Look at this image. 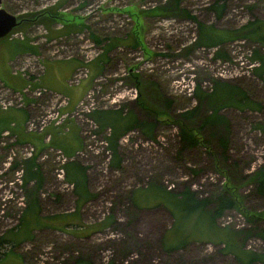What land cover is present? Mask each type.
I'll return each instance as SVG.
<instances>
[{
	"label": "rangeland",
	"instance_id": "rangeland-1",
	"mask_svg": "<svg viewBox=\"0 0 264 264\" xmlns=\"http://www.w3.org/2000/svg\"><path fill=\"white\" fill-rule=\"evenodd\" d=\"M1 6L19 23L0 38V239L18 241L1 242L0 253H7L0 256V264H238L220 243L206 240L164 249L163 236L174 220L167 208L153 203L166 199L157 186L173 193L189 188L196 198L212 200L224 193L228 182L240 207L226 209L216 219L219 226L246 228L253 215L264 213V196L246 179L264 161V131L255 128L264 123V81L254 73L258 62L252 58L255 50L264 54V44L242 37L214 46L196 44L198 22L234 31L249 21H264V0H181L175 11L171 0H1ZM159 6L163 13H153ZM19 46H32L36 52ZM70 56L80 58L83 68L67 83H78L88 68L93 79L74 111L60 121L68 97L31 83L38 81L46 60ZM20 75L30 86L17 91L12 84ZM52 76L47 70L43 79ZM214 79L237 85L257 108L219 110L228 121L224 154L217 138L210 136L211 128L201 131L207 144L179 153L176 119L197 104L195 87L210 91ZM36 88L48 93L38 95ZM142 105L153 109L145 111ZM10 107L28 110L21 129L13 130L16 112ZM109 109L153 123L151 137L139 128L121 136L118 167L110 165L104 141L110 129L100 130L89 115ZM154 109L165 114L156 120ZM207 111L202 104L195 125ZM68 119L77 123L81 138L72 158L86 167L92 194L80 205L64 177L69 158L44 132L48 126L66 130ZM29 158L36 164L38 183L37 178L23 183ZM130 197L147 206L134 205ZM64 213H73L63 223L65 229L45 225L57 223L45 217ZM105 221L109 226L101 229ZM257 224L264 226V219ZM183 232L179 224L174 235ZM201 235L204 231L198 229L192 236ZM245 247L264 252V242L256 236Z\"/></svg>",
	"mask_w": 264,
	"mask_h": 264
},
{
	"label": "trees",
	"instance_id": "trees-1",
	"mask_svg": "<svg viewBox=\"0 0 264 264\" xmlns=\"http://www.w3.org/2000/svg\"><path fill=\"white\" fill-rule=\"evenodd\" d=\"M180 1L181 0H171V10H177L179 8ZM181 11L183 12V10ZM152 12L163 13V10L162 7L159 6L154 7ZM187 16L190 15L187 14ZM233 37L247 38L264 44V21L259 19L249 21L234 31L216 30L212 26H207L198 22L197 45H219L225 40H229ZM12 48L18 49L17 46H13ZM19 49L29 51L31 53L36 52L32 46H24L22 48L19 46ZM215 55L222 56L219 51H217ZM252 58L258 62V65L254 68V73L262 81H264V54L255 50ZM96 65L98 66V63ZM194 94L197 104L191 109L181 112L176 119L179 136L177 151L182 153L186 149L193 148L204 143L207 144L201 134V131L204 128H211L212 131L209 134L211 137L217 138V144L220 146V153L224 154L227 149V137L225 132L227 131L228 121L225 116L219 112V110L224 106H234L241 109H256L257 106L244 90L239 88L237 85L222 79H214L210 91L203 90L197 85L195 87ZM202 104L206 105L208 111L204 114L200 122L195 125L194 121L196 119L197 110ZM141 108L145 109V111L153 109L147 105H142ZM153 111L155 112L153 117L156 120L159 113L165 114L163 111L155 109ZM89 115L100 130L105 128L110 129V133L104 136V141L111 153L110 165L113 167H118L120 165V157L118 155L117 147L118 141L122 135L131 129L139 128L146 136L151 137L153 123H147L145 120H139L132 112L123 113L117 109L94 110ZM255 128L260 131H264V123H257ZM211 154L215 155L214 152ZM66 157L69 158V161H67L64 165V177L67 182L73 185L76 202L80 205V203L88 201L92 196L86 186V167L72 158L73 156L66 155ZM70 158L72 159L70 160ZM24 164L23 183L26 184L34 178H37L38 183V171L35 169L36 164L34 159L29 158L25 160ZM246 176L247 181L252 184L254 191L257 194L264 196V161ZM82 187H84L83 191L81 190ZM145 188L148 187L146 186ZM233 188L234 186L226 182L224 193L221 192L210 200L209 198H196L193 191L189 188L183 189L180 193H173L165 188L157 186V189L163 192V196L166 197V199H159L153 204L163 205V207L167 208L172 214L174 220L173 225L167 230L168 233L163 236V248L168 251L180 248L189 241L206 240L210 243H220L222 245L221 250L226 253H231L238 261V264H253L255 261H261L264 263V252H255L245 247V241L250 236H256L264 242V226L257 224L258 220L261 221L264 219V213L255 215L252 214L255 217V220L251 218L252 222L249 223L246 228L235 229L228 226L222 227L216 223V219L219 218L226 209L240 207V204H237L236 195L234 193L232 194ZM227 191H229V194L226 193ZM29 193L30 195H33L35 191L31 190ZM133 193H131V197ZM131 197L130 201L134 205L147 206L143 204L140 205L141 203H135V200L131 199ZM31 200L35 206L34 215L35 217H38V208L35 196H32ZM211 204L212 206H209L207 209L206 206ZM76 212L77 210L73 211L74 214H76ZM73 213L55 214L53 216L45 217L46 219L57 220V223H47L45 225L63 230L65 229L63 227V223H66L67 225L68 221H66V218L73 215ZM179 224H181L184 229L183 235H174L176 226ZM189 224L190 226H188ZM107 226H109V224L105 221L100 228L103 229ZM198 229H202L204 231V236L201 235L200 237H193L192 235ZM172 236L174 237L172 238ZM8 241L12 243L18 242L17 240H11L3 237L0 239V244L1 242L6 243ZM239 241H241V243H239ZM5 253H7V251L0 253V256L5 255Z\"/></svg>",
	"mask_w": 264,
	"mask_h": 264
},
{
	"label": "crops",
	"instance_id": "crops-1",
	"mask_svg": "<svg viewBox=\"0 0 264 264\" xmlns=\"http://www.w3.org/2000/svg\"><path fill=\"white\" fill-rule=\"evenodd\" d=\"M46 61H47V66L43 67V71L40 74L38 81L35 83L32 82L31 86L34 87L44 86V88H47L50 91L64 94L65 96L68 97V102L65 106L62 107L61 110L66 111L68 113L73 112L80 99L83 97L85 92L88 91L90 85L92 84V79H93L92 72L88 70L89 73L85 76V78L81 79L78 83L71 85L67 83V79L72 75V73L76 69L83 67L80 58L75 56H70V57L58 58V59H48ZM62 61H65L68 64ZM47 70H48V74L53 75L52 76L53 79L50 81H45L43 79ZM20 78L21 79H17L16 82L12 84L13 87L15 88L14 90L18 91L22 89V87H24L26 84L27 85L29 84V82H27L26 79L21 75ZM57 81H59L60 83L59 87H56ZM10 108L11 110L13 109L12 111L16 112L15 119L17 120L11 123L13 124V126H17L15 129L13 128L12 129L13 130L21 129L22 125L25 123L27 119L26 116L29 113L28 110L24 107H10ZM67 123H68L67 129L64 131H61V129L53 126H48L44 132L51 137L52 140L51 143L53 145L60 148L66 155L73 156L75 151L80 147L81 138L79 136V129L77 123L70 119L67 120ZM0 130H3V128L1 127ZM34 135L37 137L36 140L40 139L39 134H34ZM55 141H58V144H56ZM86 186H87V182H86ZM20 263L24 264L23 261H21Z\"/></svg>",
	"mask_w": 264,
	"mask_h": 264
},
{
	"label": "water",
	"instance_id": "water-1",
	"mask_svg": "<svg viewBox=\"0 0 264 264\" xmlns=\"http://www.w3.org/2000/svg\"><path fill=\"white\" fill-rule=\"evenodd\" d=\"M18 23L16 16L1 6L0 0V38L7 35Z\"/></svg>",
	"mask_w": 264,
	"mask_h": 264
},
{
	"label": "built area",
	"instance_id": "built-area-1",
	"mask_svg": "<svg viewBox=\"0 0 264 264\" xmlns=\"http://www.w3.org/2000/svg\"><path fill=\"white\" fill-rule=\"evenodd\" d=\"M71 81V80H70ZM28 87V86H27ZM24 90H26V89H24ZM34 91V90H33ZM42 92H46V93H48L47 91H45L44 89H40V88H36V90H35V93L36 94H41ZM52 94H54V93H52ZM55 95V94H54ZM57 98H61V99H64L65 101L67 100V98L66 97H64V96H61L60 95V97H57ZM66 103V102H65ZM68 114L69 113H67V112H63V114L62 115H59V117H60V121H62V120H64L65 119V117H67L68 116ZM62 118V119H61ZM66 158V157H65ZM68 159V158H67Z\"/></svg>",
	"mask_w": 264,
	"mask_h": 264
}]
</instances>
